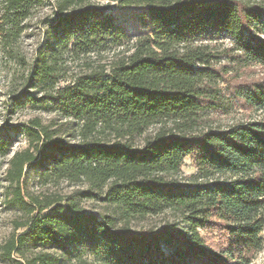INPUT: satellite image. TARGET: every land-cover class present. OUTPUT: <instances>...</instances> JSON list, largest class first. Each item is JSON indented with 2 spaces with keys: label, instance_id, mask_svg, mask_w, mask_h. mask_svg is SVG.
Masks as SVG:
<instances>
[{
  "label": "trees",
  "instance_id": "trees-1",
  "mask_svg": "<svg viewBox=\"0 0 264 264\" xmlns=\"http://www.w3.org/2000/svg\"><path fill=\"white\" fill-rule=\"evenodd\" d=\"M107 1L0 0L3 46L50 8L38 16L47 51L30 79L75 124L72 140L68 124L39 117L14 127L28 146L9 161L6 198L25 218L1 260L251 264L264 249V118L255 116L264 111V0ZM112 2L145 7L151 30L126 32ZM68 62L81 71L57 87ZM9 151L0 140V156ZM187 158L194 174L183 172ZM28 168L46 183L86 187L41 198L25 187ZM168 213L174 222L133 226Z\"/></svg>",
  "mask_w": 264,
  "mask_h": 264
},
{
  "label": "rangeland",
  "instance_id": "rangeland-1",
  "mask_svg": "<svg viewBox=\"0 0 264 264\" xmlns=\"http://www.w3.org/2000/svg\"><path fill=\"white\" fill-rule=\"evenodd\" d=\"M101 4H107V0H98ZM50 13V8L45 9L42 14ZM109 14H113L126 32L133 35H142L149 32L150 18L149 12L145 7L126 6L120 8L115 2L110 4ZM35 17L29 22L25 32L18 37L11 46H3L1 43L0 33V140L10 145V151L6 157L0 156V246L3 245L10 235L16 231V221H22L25 218L24 212L10 205L6 198L5 181L6 169L9 161L16 151H20L28 146V141L23 134L14 132V127L27 123L30 119L39 117L43 123L54 122L55 125H65L66 140H72L75 133V124L72 119H63L56 111L49 109L50 105L44 104L45 94L38 88H34L30 75L37 60L47 51L45 35L40 17ZM262 38L264 32L257 29ZM261 66H256L259 69ZM81 68L76 63L68 62L63 66L61 73L63 80L55 84L57 87L62 84L66 85L74 79V75L79 73ZM233 110V109H232ZM233 113V115H232ZM230 116L235 120L242 117L240 110H233ZM264 118V111L257 112V115ZM227 118H229L227 116ZM226 119V118H224ZM184 174H194L196 168L189 158L185 159L182 164ZM26 188L29 194L42 197L70 196L77 190L85 189L82 186H75L67 182H45L38 169H26ZM85 209L90 212L101 213L103 206L94 200L85 199L81 201ZM169 218V219H168ZM174 216L167 215L148 217V219L134 222L135 228L160 227L165 221L174 222ZM182 225V224H181ZM19 229L16 232H21ZM212 235L207 239L211 241ZM166 252L170 249L165 247ZM251 264H264V249L260 251ZM0 264H8L0 258ZM10 264V263H9Z\"/></svg>",
  "mask_w": 264,
  "mask_h": 264
}]
</instances>
